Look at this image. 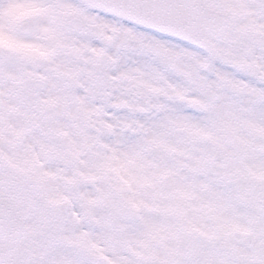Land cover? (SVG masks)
<instances>
[{
  "label": "snow or ice",
  "instance_id": "1",
  "mask_svg": "<svg viewBox=\"0 0 264 264\" xmlns=\"http://www.w3.org/2000/svg\"><path fill=\"white\" fill-rule=\"evenodd\" d=\"M0 264H264V0H0Z\"/></svg>",
  "mask_w": 264,
  "mask_h": 264
}]
</instances>
